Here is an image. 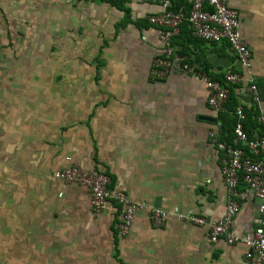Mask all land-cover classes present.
<instances>
[{
	"label": "crops",
	"instance_id": "obj_1",
	"mask_svg": "<svg viewBox=\"0 0 264 264\" xmlns=\"http://www.w3.org/2000/svg\"><path fill=\"white\" fill-rule=\"evenodd\" d=\"M225 1L238 10L264 112V0ZM170 4L187 12L191 0ZM161 10L140 0H0V264H247L243 244L213 243L206 225L174 213H224L223 153L208 134L230 144L244 103V129L259 135L251 95L230 87L236 105L215 112L198 75L174 68L153 80L165 29L147 18ZM171 43L211 79L241 71L226 43L194 36L185 20ZM72 164L170 216L155 227L138 210L119 235L121 205L94 213L82 185L54 177ZM258 203L238 201L235 232L255 228Z\"/></svg>",
	"mask_w": 264,
	"mask_h": 264
},
{
	"label": "built area",
	"instance_id": "obj_2",
	"mask_svg": "<svg viewBox=\"0 0 264 264\" xmlns=\"http://www.w3.org/2000/svg\"><path fill=\"white\" fill-rule=\"evenodd\" d=\"M158 2L162 10L148 16V22L165 30L159 34L163 53L152 59L150 77L159 80L171 69L177 68L191 72L204 82L208 90L207 103L215 112L225 110L230 94V87L245 84L251 95L250 107L254 111V120L260 131L250 137L243 122L246 120L244 106L239 103L234 108L236 123L233 127L232 142L227 144L218 139L214 131L209 132L210 141L223 153L220 172L226 185L227 202L224 213L218 219L208 221L195 214L174 213L176 218L192 224L206 225L211 242L222 239L228 244H243L249 249L246 254L247 264H264V112L260 106V97L255 77L251 72V50L239 31L238 10L229 6L225 0H191L187 12L173 10L170 0H140ZM190 25L192 34L205 41L224 42L232 50L240 72H226L222 81L211 79L205 72L197 71L188 64L187 57L177 53L171 43V37L183 21ZM54 177L64 182L82 185L87 192L92 212L99 213L108 201L121 205L120 220L117 223L119 235H126L131 227L136 211H148L150 223L155 227L165 224L170 213L162 208L151 206L147 202L135 201L125 192L111 189L110 177L104 172H89L72 164L54 172ZM246 190L239 191V182ZM256 197L258 216L255 228L251 232L237 233L232 222L238 211V201Z\"/></svg>",
	"mask_w": 264,
	"mask_h": 264
},
{
	"label": "trees",
	"instance_id": "obj_3",
	"mask_svg": "<svg viewBox=\"0 0 264 264\" xmlns=\"http://www.w3.org/2000/svg\"><path fill=\"white\" fill-rule=\"evenodd\" d=\"M230 94H231V92H230ZM230 94H229V97H228V100L230 101L229 103L231 104V106H235L236 105L235 104V99L233 97H231ZM254 114H255L254 111H252V113L247 114L248 115V120H252V122H253L254 121V118H253ZM246 125H247V123H245V127H246Z\"/></svg>",
	"mask_w": 264,
	"mask_h": 264
}]
</instances>
